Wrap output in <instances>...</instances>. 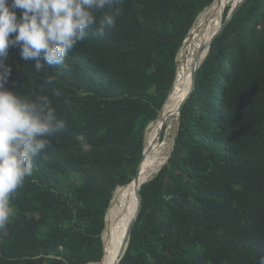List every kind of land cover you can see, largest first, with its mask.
Returning a JSON list of instances; mask_svg holds the SVG:
<instances>
[{"label":"trees","instance_id":"trees-1","mask_svg":"<svg viewBox=\"0 0 264 264\" xmlns=\"http://www.w3.org/2000/svg\"><path fill=\"white\" fill-rule=\"evenodd\" d=\"M213 2L123 0L110 32L88 28L63 65L39 72L19 47L9 49L6 87L31 99L47 95L63 128L11 195L0 264L102 261L115 191L136 175L177 55ZM141 193L120 264L264 260V0H247L212 43L182 107L172 155Z\"/></svg>","mask_w":264,"mask_h":264},{"label":"clouds","instance_id":"clouds-1","mask_svg":"<svg viewBox=\"0 0 264 264\" xmlns=\"http://www.w3.org/2000/svg\"><path fill=\"white\" fill-rule=\"evenodd\" d=\"M122 3L123 0H0V229L12 214L11 195L32 175L34 158L49 145L47 138L63 128L47 95L31 99L6 87L11 76V67L6 63L9 49L19 47L24 60H35L37 72L45 64L63 65L88 28L95 25L98 34L104 36L116 26ZM96 12L101 13L99 18ZM52 82L45 78V84Z\"/></svg>","mask_w":264,"mask_h":264},{"label":"bare ground","instance_id":"bare-ground-1","mask_svg":"<svg viewBox=\"0 0 264 264\" xmlns=\"http://www.w3.org/2000/svg\"><path fill=\"white\" fill-rule=\"evenodd\" d=\"M241 0H215L197 19L195 26L189 31L184 47L177 57L174 91L167 109L163 110L161 121L152 124L147 133L146 180L157 175L166 164L172 150L173 135L177 130L179 108L186 94L190 92L192 71L200 53L213 34L223 25L226 7L229 9ZM237 2V3H236ZM236 3V4H235ZM208 49L202 53L206 56ZM178 70V74H177ZM169 97V98H170ZM163 134V139L162 138ZM145 182V179H144ZM141 184L134 183L127 187H118L106 216V227L103 232L105 256L96 264H116L119 250L124 241L128 224L133 217L136 198L141 192Z\"/></svg>","mask_w":264,"mask_h":264},{"label":"water","instance_id":"water-1","mask_svg":"<svg viewBox=\"0 0 264 264\" xmlns=\"http://www.w3.org/2000/svg\"><path fill=\"white\" fill-rule=\"evenodd\" d=\"M247 0H241L238 4H236L232 9H230L229 10V12H228V15H227V17H226V19H225V22H223V25L213 34V36L210 38V40L208 41V43L206 44V46H205V48L203 49V51L200 53V55H199V57L197 58V60H196V62H195V66H194V68H193V71H192V77H191V85H190V92H188L187 94H186V96H185V98L183 99V102H182V104L180 105V108H179V111H178V113H179V116H178V125H177V130H176V133H175V136H174V139H173V146H172V150H171V152H170V155H169V157H168V159H167V162H166V164L168 163V161H169V159H170V157H171V155H172V152H173V149H174V146H175V144H176V141H177V135H178V129H179V124H180V118H181V110H182V107H183V105L186 103V101L189 99V97L191 96V94H192V92H193V90H194V88H195V85H196V82H197V73H198V70L200 69V67L202 66V64L204 63V61L206 60V58H207V56H208V54H209V52H210V50H211V46H212V43L223 33V31L225 30V28L228 26V24L232 21V19H233V17H234V15L240 10V8L244 5V3L246 2ZM214 2H215V0H214ZM213 2V3H214ZM212 3V4H213ZM211 4V5H212ZM210 5V6H211ZM210 6H208L207 8H209ZM207 8H205L202 12H201V14L202 13H204L205 11H206V9ZM201 14H199V16L201 15ZM199 16L197 17V19L199 18ZM197 19H196V21H197ZM196 21H195V23H196ZM184 42H185V40H184ZM184 42H183V45H182V47H181V49H180V51H179V53L181 52V50L183 49V47H184ZM205 49H208V53L206 54V56L205 57H203L202 58V53L204 52V50ZM179 53H178V55H179ZM178 55H177V57H178ZM176 64H177V58H176ZM174 84H175V82H173V85H172V87H171V89H170V91H169V94H168V96H167V98H166V100H165V102H164V104H163V106H162V108H161V110H160V112H159V114H158V116H157V118L153 121V122H151L150 124H149V126L147 127V129H146V131H145V136H144V144H143V153H142V159H141V162H140V164H139V166H138V169H137V172H136V175L134 176V178L132 179V181L129 183V184H127V185H125V186H123V187H127V186H130V185H133L134 183H140L141 184V186H143V185H145L146 183H148L149 181H151L152 179H154L159 173H160V171L162 170V168L166 165H164L160 170H159V172H158V174L156 175V176H154L153 178H151V179H149V180H146L148 177H150L149 175L147 176V172H146V169H145V162H146V147H147V133H148V131H149V129H150V126L152 125V124H158V123H160V119H161V115H162V113H163V110H164V107H165V104L167 103V101H168V99H169V97H170V95L173 93V91H174ZM144 179H145V182H144ZM111 205V204H110ZM141 208H142V193L140 192V194H139V196L136 198V203H135V210H134V214H133V217H132V219L130 220V222H129V224H128V228H127V231H126V235H125V238H124V241H123V243H122V245H121V248H120V250H119V254H118V256H117V261H116V264H120V262H121V260H122V258L124 257V255H125V253H126V250H127V248H128V245H129V241H130V238H131V235H132V231H133V228H134V226H135V224H136V222H137V219H138V217H139V214H140V211H141ZM108 212V211H107ZM107 216V215H106ZM103 243H104V256H105V242H104V240H103ZM104 256H103V258H104ZM103 260V259H102Z\"/></svg>","mask_w":264,"mask_h":264},{"label":"rangeland","instance_id":"rangeland-1","mask_svg":"<svg viewBox=\"0 0 264 264\" xmlns=\"http://www.w3.org/2000/svg\"><path fill=\"white\" fill-rule=\"evenodd\" d=\"M236 3H237V2H236ZM236 3H235V4H236ZM233 7H234V6H233ZM233 7H232V8H233ZM227 8H229V6L226 7V9H227ZM232 8H230V9H232ZM230 9H229V10H230ZM199 17H200V16H199ZM194 26H195V25H194ZM179 56H180V54H179ZM175 133H176V132H175ZM175 133H174V135H173V139H174ZM161 139H163V134H162V138H161ZM173 139H172V140H173ZM172 143H173V141H172ZM155 176H156V175H155ZM153 177H154V176H153ZM153 177H152V178H153ZM120 188H121V187H120Z\"/></svg>","mask_w":264,"mask_h":264}]
</instances>
